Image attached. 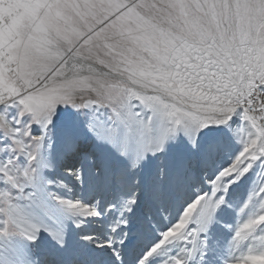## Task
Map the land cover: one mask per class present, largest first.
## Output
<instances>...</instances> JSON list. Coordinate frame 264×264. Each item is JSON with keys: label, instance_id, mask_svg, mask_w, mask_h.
Segmentation results:
<instances>
[{"label": "snow or ice", "instance_id": "obj_1", "mask_svg": "<svg viewBox=\"0 0 264 264\" xmlns=\"http://www.w3.org/2000/svg\"><path fill=\"white\" fill-rule=\"evenodd\" d=\"M0 264H264V0H0Z\"/></svg>", "mask_w": 264, "mask_h": 264}]
</instances>
